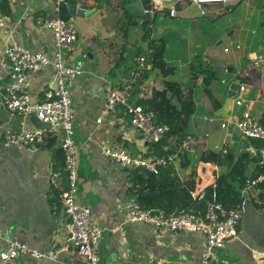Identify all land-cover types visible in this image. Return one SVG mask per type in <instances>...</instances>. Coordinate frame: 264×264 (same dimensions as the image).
Wrapping results in <instances>:
<instances>
[{
    "label": "crops",
    "instance_id": "obj_1",
    "mask_svg": "<svg viewBox=\"0 0 264 264\" xmlns=\"http://www.w3.org/2000/svg\"><path fill=\"white\" fill-rule=\"evenodd\" d=\"M120 1L69 2L87 11L84 16L70 19L77 39L69 52V60L83 66V72L72 85L75 139L79 147V199L92 208L94 225L101 231L100 264H200L206 247L201 232H170L144 222H125L130 198L137 197L146 209H156L160 189H146L153 191L148 198L142 196L146 190L133 191L128 183L134 168L120 165L101 152L104 145L128 148L135 145L138 155L157 156L150 145L143 142L141 132L131 125L122 109L106 113L102 121L98 120L104 110L106 91L113 88L125 94L135 81L137 68L149 72L143 84L146 96L152 95L153 88H162L163 78L153 66L151 51L142 37L141 24L146 18L131 14L138 25L131 28L125 51L121 53L123 43L118 22L125 13L118 7ZM142 1L153 15V37L165 38L166 58L176 67L174 75L166 79L179 82L186 91L193 88L196 102L188 133L197 137L198 149L193 154L179 155L174 164L165 168L172 171L162 177L166 181L177 178L183 184L190 182L194 170L195 184L201 181L206 186L213 185L216 176L229 167L200 161L201 152L219 150L218 146L222 145L234 159L243 151L255 155L259 150L238 133L235 122L249 116L264 123V66H255V61L264 57V0H216L203 5L182 0L176 5V15L166 17L164 13L168 9L157 6L160 0ZM38 17H59L58 6L53 0H0V54L12 41L32 51L52 54L53 34L37 25ZM136 44L137 53L141 51L142 57L135 54ZM195 55H210L215 63L212 67L216 78L209 88L216 102H212L201 87L203 75L193 86L190 62ZM54 75L53 65L30 73L29 93L33 100L43 96ZM8 80L0 66V82L7 84ZM237 80L247 86L241 105L236 104L237 94H229ZM210 118L215 120L211 122ZM220 121L229 122L232 132L229 138L220 127ZM6 128L21 131L38 127L29 115L0 107V256L10 240L22 241L38 250L47 249L53 242L64 246L69 238L67 225L70 222L61 206L65 184L59 188L50 185L52 170L63 161V132L54 127L46 129L44 145L29 148L5 146ZM168 143L172 145L174 140L169 139ZM254 169L255 164L251 163L248 174ZM259 193L260 190L252 187L246 195L263 209L264 206L257 204ZM242 222L239 236L226 243L222 257L232 264H264V221L248 220L244 225ZM21 260L22 264H69L80 263L82 257L71 247L62 251L57 261L29 254L23 255Z\"/></svg>",
    "mask_w": 264,
    "mask_h": 264
},
{
    "label": "built area",
    "instance_id": "obj_2",
    "mask_svg": "<svg viewBox=\"0 0 264 264\" xmlns=\"http://www.w3.org/2000/svg\"><path fill=\"white\" fill-rule=\"evenodd\" d=\"M59 6L60 3H69L71 0H53ZM182 0H160L159 8H167L171 16L177 12L176 5ZM203 5L216 0H184ZM37 25L50 30L54 38L55 49L52 54L44 51H32L17 41L6 44L0 54V66L8 75V83L0 82V107L20 115L35 113L37 117L50 122L52 127L59 128L63 132L62 152L63 161L60 166L54 168L50 174V185L59 188L64 185L61 193V206L64 214L69 217L67 225L69 238L64 246L53 242L45 250L30 248L19 240H10L7 248L1 252L0 264H22V256L29 254L35 258H47L57 261L62 251L71 247L82 257L80 263L69 264H100L99 247L101 231L94 225L92 208L79 199L78 165L79 147L75 139V114L73 112L72 85L78 75L83 72L81 63H71L69 52L77 39L76 28L70 21H64L60 17H38ZM53 65L55 67L54 80L51 86L44 90L43 96L33 100L29 89L31 86L30 73ZM256 67L264 66V57L255 61ZM247 86L240 84L236 95V104L244 101ZM122 109L129 117L131 125L142 134V140L147 145L160 142L170 130V126L161 123L155 113L142 106L135 105L123 92L110 88L105 94L104 110L98 120L102 121L106 113L116 112ZM215 119L210 118L213 122ZM237 127L248 135L264 139V123L254 117H243L236 120ZM228 121H220V127L225 130L226 138L232 135ZM46 129H22L14 131L6 128L3 133L5 146H24L29 148L42 147L45 142ZM197 137L188 133L178 152L167 156L144 157L133 154L130 148L125 146L104 145L101 147L103 155L120 165L131 168H145L148 171L159 174L162 167L175 163L180 154L188 152L193 154L198 149ZM223 152H228L224 146H218ZM264 156V145L259 149ZM264 164V162H262ZM264 182V169L255 177L248 178L247 186L243 191V201L234 210L227 211L221 202L207 200V186L196 182L191 190L194 200L206 202L204 213L193 212L167 213L164 210L146 209L137 197H132L126 204L125 222H144L155 229L176 231L201 232L206 239V247L201 253L200 264H232L222 257L221 251L226 243L239 236L244 211V197L248 190ZM128 185L131 187L132 183ZM0 237H2L0 233Z\"/></svg>",
    "mask_w": 264,
    "mask_h": 264
},
{
    "label": "trees",
    "instance_id": "obj_3",
    "mask_svg": "<svg viewBox=\"0 0 264 264\" xmlns=\"http://www.w3.org/2000/svg\"><path fill=\"white\" fill-rule=\"evenodd\" d=\"M111 3V0H108ZM126 0H121L118 7L124 9V16L120 17L118 22V31L121 34V41L124 45L127 43L130 30L138 25L135 17L125 8ZM169 12L166 11V17ZM153 21L143 20L141 27L143 30V40L147 43V48L151 51V61L154 67L159 69L162 88H153L152 95L146 96L143 84L147 79L149 72L141 68L136 69V76L126 89V96L135 105H142L152 110L161 123L170 126L169 132L158 143L151 144L150 149L154 150L157 156H167L178 152L182 140L188 134L190 118L196 109V102L193 96V88L185 90L177 81L166 79L174 75L176 67L166 58V40L164 37H153ZM142 52L138 51L137 56L142 57ZM122 59L124 57L121 56ZM215 63L210 55H195L190 62V71L193 86L201 75L204 80L201 84L203 90L207 93L212 102H216L209 85L216 78V71L212 67ZM143 87V88H142ZM169 139L174 140V144L169 145ZM63 153V152H62ZM183 157L185 154H180ZM200 161L215 163L220 166H228L225 173L216 176V182L207 186V200L221 202L227 211L234 210L240 206L243 201V191L247 186L248 178L257 176L264 169V156L259 150L255 155L250 151H243L236 155V158L219 150H205L200 153ZM231 163V165H230ZM255 164V169L251 175L248 174L249 165ZM171 166V165H170ZM169 167V166H167ZM162 167L159 174H154L145 168H134L131 179L133 191L142 192L148 188L160 189V194L156 198L157 210H164L167 213L193 212L202 214L206 208V202L194 200L191 196V190L195 186L196 172L192 170L190 182L179 183L172 178L170 181L163 179V175L170 173L171 169ZM260 193L258 195L259 207L264 206V182L256 186Z\"/></svg>",
    "mask_w": 264,
    "mask_h": 264
},
{
    "label": "water",
    "instance_id": "obj_4",
    "mask_svg": "<svg viewBox=\"0 0 264 264\" xmlns=\"http://www.w3.org/2000/svg\"><path fill=\"white\" fill-rule=\"evenodd\" d=\"M125 7L131 14L135 16L144 17L148 21L152 20L153 17L152 12L146 9V6L142 0H126ZM58 9H59V17L64 21H70L72 16H84L85 14H87V11L77 7L73 3H60ZM240 84H241L240 80L234 82L230 87L229 94L230 95L237 94L240 89ZM29 116L38 128H44V129L52 128L50 122L40 120L35 113H31ZM237 129H238L237 130L238 133L241 136H244L254 148L260 149L264 145L263 138L248 135L245 132H242L238 127ZM130 150L133 154L136 155L138 154V150L135 145H131ZM151 195H153L152 190H146L142 193V196L146 198H148V196ZM243 211H244V215L242 218L243 222L241 221L243 225L248 220L256 221L258 223L259 221L260 222L264 221V208L259 209L252 201V199L247 195L244 197Z\"/></svg>",
    "mask_w": 264,
    "mask_h": 264
},
{
    "label": "rangeland",
    "instance_id": "obj_5",
    "mask_svg": "<svg viewBox=\"0 0 264 264\" xmlns=\"http://www.w3.org/2000/svg\"><path fill=\"white\" fill-rule=\"evenodd\" d=\"M137 50H138V47H137V44H136V46H134L135 54L137 53ZM137 155H138V154H137Z\"/></svg>",
    "mask_w": 264,
    "mask_h": 264
}]
</instances>
